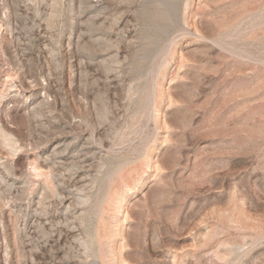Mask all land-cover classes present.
<instances>
[{"label": "rangeland", "instance_id": "rangeland-1", "mask_svg": "<svg viewBox=\"0 0 264 264\" xmlns=\"http://www.w3.org/2000/svg\"><path fill=\"white\" fill-rule=\"evenodd\" d=\"M0 264H264V0H0Z\"/></svg>", "mask_w": 264, "mask_h": 264}]
</instances>
